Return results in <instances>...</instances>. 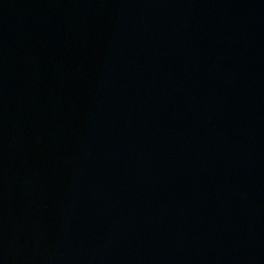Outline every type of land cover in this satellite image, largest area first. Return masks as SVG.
Instances as JSON below:
<instances>
[{"label":"water","instance_id":"obj_1","mask_svg":"<svg viewBox=\"0 0 264 264\" xmlns=\"http://www.w3.org/2000/svg\"><path fill=\"white\" fill-rule=\"evenodd\" d=\"M0 264H264V0H0Z\"/></svg>","mask_w":264,"mask_h":264}]
</instances>
